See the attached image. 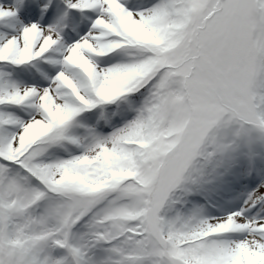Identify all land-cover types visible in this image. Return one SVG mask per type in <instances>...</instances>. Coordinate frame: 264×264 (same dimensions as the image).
Instances as JSON below:
<instances>
[{"label":"snow or ice","instance_id":"6c2138e0","mask_svg":"<svg viewBox=\"0 0 264 264\" xmlns=\"http://www.w3.org/2000/svg\"><path fill=\"white\" fill-rule=\"evenodd\" d=\"M0 264H264V0H0Z\"/></svg>","mask_w":264,"mask_h":264}]
</instances>
